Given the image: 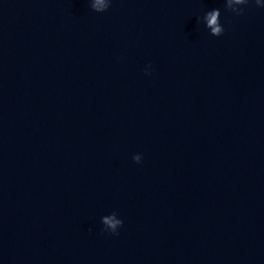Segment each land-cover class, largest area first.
Returning <instances> with one entry per match:
<instances>
[{
  "label": "water",
  "instance_id": "95a60500",
  "mask_svg": "<svg viewBox=\"0 0 264 264\" xmlns=\"http://www.w3.org/2000/svg\"><path fill=\"white\" fill-rule=\"evenodd\" d=\"M91 3L0 0V264H264V0Z\"/></svg>",
  "mask_w": 264,
  "mask_h": 264
},
{
  "label": "clouds",
  "instance_id": "9594fccd",
  "mask_svg": "<svg viewBox=\"0 0 264 264\" xmlns=\"http://www.w3.org/2000/svg\"><path fill=\"white\" fill-rule=\"evenodd\" d=\"M236 2L248 3V0H236ZM91 7L97 12H102L105 11L109 7V5L102 6V0H92ZM217 17H218V12L213 11L207 14L206 20H207V26L211 28L212 34L216 36H220L224 30H222L221 27L218 25ZM136 159H139V157H137ZM107 222L112 224L113 229H115V224H113L111 221H107Z\"/></svg>",
  "mask_w": 264,
  "mask_h": 264
}]
</instances>
